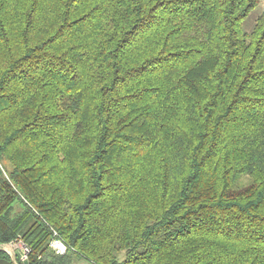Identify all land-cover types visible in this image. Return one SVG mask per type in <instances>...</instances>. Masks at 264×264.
<instances>
[{
	"label": "trees",
	"instance_id": "obj_1",
	"mask_svg": "<svg viewBox=\"0 0 264 264\" xmlns=\"http://www.w3.org/2000/svg\"><path fill=\"white\" fill-rule=\"evenodd\" d=\"M259 4L0 0V246L22 239L28 264H264Z\"/></svg>",
	"mask_w": 264,
	"mask_h": 264
},
{
	"label": "built area",
	"instance_id": "obj_2",
	"mask_svg": "<svg viewBox=\"0 0 264 264\" xmlns=\"http://www.w3.org/2000/svg\"><path fill=\"white\" fill-rule=\"evenodd\" d=\"M50 245L53 248V250L58 254H64L67 251V245L65 244V242L62 239H60L58 237L57 233H55V238L52 240ZM17 247L18 248L22 247L21 248L22 252L19 255L16 253ZM0 248L2 250H4L5 252H7L11 258L14 257L13 255H15L16 257L20 256V258L23 261H27L28 255L31 252V249L28 247V245L20 238L17 239L16 241L11 242V243L3 244L0 246ZM16 264H18V263H16Z\"/></svg>",
	"mask_w": 264,
	"mask_h": 264
},
{
	"label": "rangeland",
	"instance_id": "obj_3",
	"mask_svg": "<svg viewBox=\"0 0 264 264\" xmlns=\"http://www.w3.org/2000/svg\"><path fill=\"white\" fill-rule=\"evenodd\" d=\"M264 11V0H260V4L257 6V8H255V10H253L252 12H251V14L249 15V17H248V19L246 20V23H245V27H246V29L247 30H250L253 26H254V24H255V22H256V20H257V18L259 17V15L262 13ZM22 247H20V248H18L17 247V249H16V253L19 255V254H21V252H22V249H21ZM14 257H12L11 259H12V261L16 264L17 263V260H16V258L18 257H16L15 255H13ZM16 257V258H15Z\"/></svg>",
	"mask_w": 264,
	"mask_h": 264
},
{
	"label": "water",
	"instance_id": "obj_4",
	"mask_svg": "<svg viewBox=\"0 0 264 264\" xmlns=\"http://www.w3.org/2000/svg\"><path fill=\"white\" fill-rule=\"evenodd\" d=\"M0 264H15V263L13 261L9 262V261L5 260V261H1ZM25 264H28V262L26 261Z\"/></svg>",
	"mask_w": 264,
	"mask_h": 264
}]
</instances>
